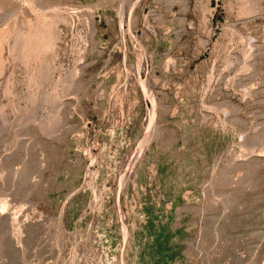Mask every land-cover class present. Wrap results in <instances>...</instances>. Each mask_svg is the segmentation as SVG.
Listing matches in <instances>:
<instances>
[{
    "label": "rangeland",
    "instance_id": "1",
    "mask_svg": "<svg viewBox=\"0 0 264 264\" xmlns=\"http://www.w3.org/2000/svg\"><path fill=\"white\" fill-rule=\"evenodd\" d=\"M0 31V264H264V0H0Z\"/></svg>",
    "mask_w": 264,
    "mask_h": 264
},
{
    "label": "bare ground",
    "instance_id": "2",
    "mask_svg": "<svg viewBox=\"0 0 264 264\" xmlns=\"http://www.w3.org/2000/svg\"><path fill=\"white\" fill-rule=\"evenodd\" d=\"M28 5V4H27ZM36 6V5H35ZM2 8V7H1ZM3 11V10H2ZM12 13V12H11ZM18 20V19H17ZM37 21V20H36ZM28 23V22H27ZM39 23V22H38ZM67 23V22H66ZM44 24H45V22H44ZM47 24H49V23H47ZM33 25V24H32ZM46 25V24H45ZM54 25H55V23H54ZM20 26V25H19ZM30 26V25H29ZM52 26V25H51ZM6 27H7V25H6ZM3 28H5V27H3ZM17 28H19V27H17ZM16 28V29H17ZM37 28V27H36ZM46 28H48V27H46ZM54 28V27H53ZM35 29V28H34ZM45 29V28H44ZM6 30V29H5ZM4 30V31H5ZM18 30V29H17ZM30 30V29H29ZM36 30V29H35ZM9 31V30H8ZM40 31V30H39ZM1 32V31H0ZM7 32V31H6ZM14 32V31H13ZM16 32V31H15ZM19 32V33H18ZM18 32H17V34H16V37H17V39L19 38L20 39V42L22 43V40H23V46L25 45V43H26V47L27 46H29V45H27V44H29L30 42H28V41H31V40H28V35L29 34H31V32L28 34V33H26V34H28V35H26L25 33H23L22 31H19L18 30ZM5 33V32H4ZM37 33V32H36ZM41 34L39 35V34H37V36H39V38L36 40V42H34V46H33V44L30 46V47H27V48H25V53H26V51H27V53H29L30 51H31V48L33 49V51H34V48L35 49H37V50H39L40 49V52H41V50L44 48H47V50H48V47H50V46H52L51 45V43H50V40H49V35H50V33H47L46 31H41L40 32ZM9 34V33H8ZM15 34V33H14ZM1 35V34H0ZM3 35V34H2ZM25 35V36H24ZM4 36V35H3ZM2 36V37H3ZM30 36V35H29ZM35 36V35H34ZM36 36V37H37ZM2 37H0V38H2ZM5 37V36H4ZM15 37V38H16ZM26 38L28 41V43L25 41V39H23V38ZM21 38H22V40H21ZM30 38V37H29ZM18 39V40H19ZM18 40H16V41H18ZM53 41H54V39H53ZM13 42H15V41H13ZM19 42V41H18ZM21 43H20V45H21ZM32 43V42H31ZM16 44V43H15ZM14 44V45H15ZM49 44H50V46H49ZM18 46V45H17ZM25 47V46H24ZM24 47H23V50H24ZM13 48H14V46H13ZM17 48V47H16ZM53 48V47H52ZM51 48V49H52ZM22 49V48H21ZM30 49V50H29ZM43 49V50H44ZM42 50V51H43ZM50 50V49H49ZM1 51V50H0ZM14 51V50H13ZM18 51V50H17ZM29 51V52H28ZM53 51V50H52ZM20 52H22V51H20ZM36 52V51H35ZM33 53V52H32ZM43 53V52H42ZM1 54V53H0ZM13 54V53H12ZM23 54V53H22ZM31 54V53H30ZM34 54V53H33ZM40 54V53H39ZM19 55V54H18ZM24 55V54H23ZM38 55V54H37ZM40 55H42V54H40ZM17 56V55H16ZM34 56V55H33ZM25 57V56H24ZM16 58V57H15ZM28 58V57H27ZM33 61V60H32ZM38 62V61H37ZM42 65V64H41ZM37 66V65H36ZM38 73V72H37ZM44 75H45V73H43ZM40 78V77H39ZM38 81V80H37ZM46 82V81H45ZM37 88V87H36ZM57 90V89H56ZM51 92V91H50ZM50 99V98H49ZM53 101V100H52ZM33 103V102H32ZM29 104V103H28ZM23 107V106H22ZM55 107V106H54ZM41 108V107H40ZM34 112V111H33ZM35 123V122H34ZM22 124V123H21ZM28 124V123H27ZM38 124V123H37ZM42 129H40V131H41ZM18 146V145H17ZM235 159V158H234ZM227 167V166H226Z\"/></svg>",
    "mask_w": 264,
    "mask_h": 264
}]
</instances>
